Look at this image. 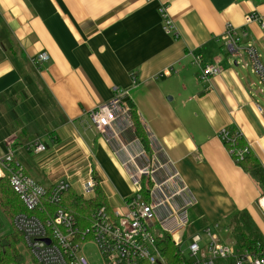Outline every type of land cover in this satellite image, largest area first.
Instances as JSON below:
<instances>
[{
  "label": "crops",
  "instance_id": "obj_1",
  "mask_svg": "<svg viewBox=\"0 0 264 264\" xmlns=\"http://www.w3.org/2000/svg\"><path fill=\"white\" fill-rule=\"evenodd\" d=\"M160 2L168 5L177 36L162 30ZM250 13L259 20L247 22ZM260 19L264 0H0L1 158L11 150L38 184L68 182L84 199L94 196L82 193L93 175L110 210L122 211L129 179L87 116L110 101L116 86L127 90L149 150L160 149L185 183L181 200L194 203L187 214L198 218L190 230L244 208L257 219L260 187L218 132L238 131L264 168L258 77L220 40L227 25L243 30L240 46L253 44L264 64ZM41 53L46 59L36 61ZM207 64L222 71L200 78ZM37 142L44 151L33 149Z\"/></svg>",
  "mask_w": 264,
  "mask_h": 264
},
{
  "label": "built area",
  "instance_id": "obj_2",
  "mask_svg": "<svg viewBox=\"0 0 264 264\" xmlns=\"http://www.w3.org/2000/svg\"><path fill=\"white\" fill-rule=\"evenodd\" d=\"M157 10L164 33L177 36L168 5L160 2ZM253 20H259L256 14L246 16L247 22ZM260 24L264 26L261 19ZM245 35L243 30L237 34L227 25L220 40L228 54L239 58L243 67H250L258 77L259 93L264 95V64L260 62L253 44L240 46V39ZM243 54L246 60L242 59ZM45 59L43 53L36 57V61ZM192 59L198 61V56L192 55ZM170 71L166 69L161 75H168ZM221 71L218 65H203L199 69V77L207 78ZM111 90L110 101L90 110L87 116L97 132L106 135L113 154L120 158L134 186L135 192L123 199L122 211L108 212L103 207L99 208L92 213L89 225L81 227L67 210L45 207L46 203L54 205L59 202L61 194L71 188L68 182L60 181L44 187L24 173L11 150L0 158V168L6 170L10 187L25 208L13 217L12 223L22 235L23 244L35 264H171L160 251L158 238L163 233L169 235L177 250L182 244L179 235L190 228L187 208L194 203L181 200L186 191L185 183L169 158L159 155L160 149L147 152L140 145L125 102L127 90L116 86ZM256 110L264 112L260 105H256ZM218 137L223 143L234 145L241 135L236 130L222 128ZM32 147L36 152L45 150L44 144L38 142ZM248 149L245 144L234 153L242 158ZM95 183L93 175H90L83 184L82 193H94ZM261 199L264 196L258 200L264 215ZM157 226L158 229L155 228ZM201 232L205 233L206 241L202 240L200 231H190L187 258L181 257L183 260L177 264H217L220 260H228L232 264H264V248L260 243L239 247L234 241H222L217 234L211 233L210 227ZM86 244L94 246L96 260L85 252Z\"/></svg>",
  "mask_w": 264,
  "mask_h": 264
},
{
  "label": "trees",
  "instance_id": "obj_3",
  "mask_svg": "<svg viewBox=\"0 0 264 264\" xmlns=\"http://www.w3.org/2000/svg\"><path fill=\"white\" fill-rule=\"evenodd\" d=\"M125 102L128 104V108L130 109L129 115L133 124L134 135L138 139L142 148L145 151L150 152L149 139L146 138L141 129H139L140 127L133 111V106L129 104V100L127 98H125ZM229 130L233 131L234 129L229 128ZM224 145L236 165H238L244 172L248 173L258 184L261 190V197H263L264 168L261 166L255 155L252 151H250V149H248L243 153L242 158H238V156H236L234 150L243 148L245 145L241 138H238L234 145L228 143H224ZM1 171L0 213L5 221L10 223L12 230L3 237H0V264H20L22 255L20 254L17 245L23 241V237L14 228L12 220L17 213L25 211V208L19 197L11 189L6 170L2 168ZM94 179L96 183L93 188L94 196L92 198L84 199L81 195L77 194L74 189L69 188L61 194L57 204L50 205L46 203L45 207L49 210L57 208L65 209L75 216L79 226H88L91 221V215L95 212V210L103 207L106 211H111L97 179L95 177ZM35 213L41 216L38 211ZM225 223L226 227L230 229L233 240L237 246L252 247L257 243H260L264 248V235L260 232L247 209L244 208L232 212L225 218ZM157 243L160 247V251L169 263L177 264L183 260L181 256H179V253L174 247L169 235L163 233L158 238Z\"/></svg>",
  "mask_w": 264,
  "mask_h": 264
},
{
  "label": "rangeland",
  "instance_id": "obj_4",
  "mask_svg": "<svg viewBox=\"0 0 264 264\" xmlns=\"http://www.w3.org/2000/svg\"><path fill=\"white\" fill-rule=\"evenodd\" d=\"M261 97L264 100V95H262ZM1 154L2 153L0 151V158H1ZM129 182H130L131 189H132V192H130V193L132 195L135 192V189H134V186L132 185L131 181H129ZM257 206H258V208H257V212H258L257 219L254 218L253 220L256 223L257 227L259 228L260 232L264 235V215H263L258 203H257ZM187 219H188V223L191 224L193 221H196L198 218H197L196 214H194L192 211H189ZM206 222L208 224H210L211 233L217 234L222 241L227 242V243H232L234 241L233 236L231 235V232L226 227L225 218H222V216H220V215L207 217ZM215 224H216V226H215ZM155 228L158 229L159 226H157ZM189 229H185L179 235V237L182 241V244L179 247H177V252L179 253V256H181L182 258H187V254H188L187 244H188L189 240L187 239V236L190 234V231H192ZM11 230H12V227H11L10 223L8 221H5L2 214L0 213V237H3L4 235H6ZM199 234L201 235L202 240L206 241L207 237H206L205 233L200 231ZM17 247H18L20 254L22 255L20 264H35L34 261L31 259L29 252L26 250V248L23 244V241L20 242L17 245ZM84 249H85V252L87 253V255H89L92 260H96V257L94 254L95 248L92 244H86L84 246ZM217 264H231V263L228 260H220V261H217Z\"/></svg>",
  "mask_w": 264,
  "mask_h": 264
},
{
  "label": "bare ground",
  "instance_id": "obj_5",
  "mask_svg": "<svg viewBox=\"0 0 264 264\" xmlns=\"http://www.w3.org/2000/svg\"><path fill=\"white\" fill-rule=\"evenodd\" d=\"M261 204H263V206H264V199H261Z\"/></svg>",
  "mask_w": 264,
  "mask_h": 264
}]
</instances>
